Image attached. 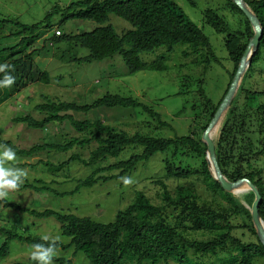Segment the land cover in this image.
<instances>
[{
  "label": "trees",
  "instance_id": "trees-1",
  "mask_svg": "<svg viewBox=\"0 0 264 264\" xmlns=\"http://www.w3.org/2000/svg\"><path fill=\"white\" fill-rule=\"evenodd\" d=\"M246 2L264 27V0H246ZM225 9L239 16L236 28L232 29L226 16L213 6H207L203 10V21L215 32L225 34L224 45L234 69L230 72V81L224 95L218 102H214L202 87L199 89L205 111L209 112L210 117L207 124L194 129L191 134L174 137L139 132L128 134L115 129L113 125L101 119H79L76 116V113H89L103 108L141 109L155 118L161 126H171L163 119L159 111L139 98L106 92L91 102L83 103L47 98L45 102L35 106L39 113H43L42 118L32 114L14 118L15 122L25 123L29 128L34 129H43L54 121H67L76 131L86 133L88 136L72 137L60 143H39L29 149L20 148L11 140L0 138V144L12 147L19 156H33L40 151L50 149L69 151L76 146L85 147L96 142L97 146L91 150L89 159H83L79 154H72L68 160L57 165L45 162L46 165L57 170L75 160L81 161L86 166L95 167L88 177L80 179L74 191L67 193L74 194L83 186L91 187L100 180L130 177L139 164L149 161L157 154L165 155L166 176L189 179L188 183L178 184L174 190H171L164 180L158 179L157 182L162 187L160 204L154 203L145 192L138 191L134 201L125 209L119 210L115 219L110 222H100L89 216L51 208L38 210L9 199L0 200V205L29 212L36 218H54L60 223L61 234L70 238L67 243L60 240L57 249L73 248L74 255L82 252L90 264H159L170 260L178 264H204L191 259V250L201 255H217L221 251H227L232 258L224 260L223 263L255 264L256 259L263 258L264 244L258 237L256 241H245L233 232L236 225L232 217L246 214L251 219L250 209L232 192L225 191L214 178L206 158L207 145L201 139L227 93L241 58L255 33L251 22L233 0H226ZM58 13H62V23L74 19L94 20L98 23V26L89 31L61 32L60 35L55 34L52 37L54 43H75L88 48L90 54L78 58L79 62L104 60L120 54L128 73L140 70L163 71L169 68L167 53L158 55L151 62L144 61L141 57L142 53L152 52L162 47H166V50L170 52L176 45L184 44L191 51L184 50L183 55L189 56L191 53L199 55L201 57L199 64L206 67L212 62L221 63L209 36L189 17L177 0H72L64 8L59 4L55 5L44 19L33 24L23 23L15 17L0 16V40L19 37L16 44L0 48V64H8L10 67L6 69V72L15 77L14 84L6 88L9 89L8 93L4 87H0V104L13 93L19 92L30 84L51 82L50 72L41 69L34 59L37 53L46 49V44L37 49H31V47L35 41L53 28L52 19ZM110 14L127 20L132 28L119 34L114 26L108 23ZM7 25L17 30L8 33ZM263 50L264 34L247 73L261 60ZM4 75L5 72H0V79H3ZM246 77L247 74L222 121L221 135L216 143V155L224 175L229 180L237 181L246 177L260 189L263 196L260 213L264 219V166L255 165L258 157L264 153V100H261L264 89L259 91L246 88L244 86ZM242 95L246 100V108L249 107L248 109L255 111L254 115L258 121V143L246 135V123L250 112L239 105ZM129 148L137 150L128 157H121ZM184 148H188L201 157L199 169L192 170L176 163V158ZM112 157L118 160L104 164ZM113 170H118V173L104 174ZM193 176L198 177L205 191L212 194L214 198L221 196L229 204L225 205L217 199L203 201L196 185L190 180ZM21 187L52 190L60 195L67 194L56 191L46 183L41 187L23 183ZM168 208L178 211L173 223L166 212ZM246 226H249L256 234L252 222ZM190 230L207 231L214 236L210 240L190 239L188 237ZM0 232L5 235L0 245V258L10 254L11 244L15 241L31 245L43 242L40 235H22L12 228L0 227ZM54 261L56 264L72 263L71 259L64 256L55 257ZM17 264H36V262L30 258L28 262Z\"/></svg>",
  "mask_w": 264,
  "mask_h": 264
},
{
  "label": "rangeland",
  "instance_id": "rangeland-1",
  "mask_svg": "<svg viewBox=\"0 0 264 264\" xmlns=\"http://www.w3.org/2000/svg\"><path fill=\"white\" fill-rule=\"evenodd\" d=\"M71 1L0 0V16L15 17L23 23L33 24L44 19L55 5L59 4L64 8ZM177 2L209 36L221 63L212 62L206 67L199 64L201 59L199 55L193 53L189 56L183 55L184 50L191 51L184 44L176 45L174 50L170 52L166 50V47H162L152 52L142 53V59L147 62L155 60L162 53H167L169 55L167 61L169 68L163 71L140 70L135 73H128L120 54L104 60L79 62L78 58L90 54L88 48L75 43H54L52 37L56 34L57 29H60L62 33H79L92 30L98 26V23L94 20L84 19H74L62 23V13L55 14L52 19L53 28L47 31L42 38L35 41L31 47V49H37L43 46L44 43L46 44L48 51L45 52V49L39 52L42 54L37 53L38 58L35 61L39 66L43 67V70L50 72L51 82L49 84L43 82L30 84L19 92L13 93L0 104V138L11 140L20 148L29 149L39 143H60L72 137L88 136L86 133L76 131L67 121H54L43 129H34L29 128L25 123L15 122L14 118L25 114H32L37 118H42L43 113H39L35 106L45 102L47 98L83 103L91 102L106 92L139 98L159 111L163 119L168 121L171 126H161L155 118L141 109L103 108L89 113H76V116L79 119H101L113 125L115 129L128 134L139 132L163 137L191 134L194 129L207 124L210 115L209 112L205 111L204 101L199 89L202 87L214 102H218L224 95L230 81V72L233 71L234 66L232 61L228 59V52L224 45L225 34L215 32L209 25L204 23L203 10L207 6L219 9V12L228 19L232 29L237 27L239 16L225 9L226 0H177ZM108 23L112 24L119 34L132 28L130 22L115 14H110ZM16 30L13 26H6L8 33ZM18 41L19 38L16 37L14 39H5L0 42V48L12 46ZM247 72L248 69L245 72L247 77L244 81V86L254 90H263L264 50L262 51L261 60L253 66L249 73ZM6 88L8 87H4L8 93L9 89ZM261 100H264V96L261 97ZM245 103L246 100L242 95L239 99V105L246 108ZM248 108L246 110L250 112V116L246 123V135H249L255 143H258V121L254 115L255 111ZM221 126L222 122L212 133L215 144L221 135ZM201 139L204 142L203 134ZM245 144L248 147L247 141H245ZM242 145L244 144L242 143ZM96 146L97 143L92 142L85 147L76 146L69 151L50 149L40 151L33 156H19L16 154L17 160L11 162V165L28 169L29 174L24 183H31L38 187L46 183L60 193H67L74 191L80 179L88 177L95 167L86 166L81 161L75 160L57 170L50 165H46L45 162L48 161L57 165L68 160L72 154H79L83 159H89L91 150ZM136 150L135 148L126 149L121 157H128ZM164 157V154H157L149 161L139 164L130 175L134 183L129 186H125L121 179L100 180L91 187L83 186L78 192L65 195L56 194L52 190H35L33 188L20 187L18 190L10 192L7 199L38 210L51 208L72 212L80 216H89L100 222H110L115 219L119 210L125 209L134 201L138 191L145 192L154 203L160 204L162 201V187L157 182L158 179L164 180L171 190H174L178 184L189 182V179H176L166 176ZM117 160L118 158L112 157L105 161L104 164L113 163ZM176 163L192 170L199 169L201 167V157L188 148H184L176 158ZM255 165L257 167L264 166V153L258 157ZM111 173H118V170L104 172L107 175ZM197 178V176H193L190 180L196 185L203 201L217 199L225 205L229 204L221 196L214 198L212 194L205 191L204 185ZM246 188L244 186L232 193L250 209L251 214L255 194L251 189ZM166 212L173 223L174 216L178 211L168 208ZM232 220L236 225L233 232L237 236L245 241L257 240V233L254 234L249 226H246L250 225L251 222L254 225L252 214L251 219L246 214H240L233 216ZM0 227L12 228L15 232L22 235L59 236L61 241L66 243L70 241V238L61 234L60 223L54 218H36L29 212L2 205H0ZM213 236V233L207 231H188L190 239L210 240ZM4 239L5 235L0 232V245ZM31 246V244L26 242H13L10 254L0 258V264L28 262L32 250ZM73 251V248H68L67 250L57 249L58 254L56 257L64 256L69 258L72 260L71 264H90L82 252L74 255ZM190 257L193 261L204 264H234L230 262L223 263L224 260L232 258L227 251H221L217 255H201L191 250ZM53 264H56V262L54 261ZM159 264L178 263L170 260ZM255 264H264V257L256 259Z\"/></svg>",
  "mask_w": 264,
  "mask_h": 264
},
{
  "label": "water",
  "instance_id": "water-1",
  "mask_svg": "<svg viewBox=\"0 0 264 264\" xmlns=\"http://www.w3.org/2000/svg\"><path fill=\"white\" fill-rule=\"evenodd\" d=\"M245 13L249 21L251 22L254 29V36L249 42L235 73V76L229 86L227 93L225 94L222 102L220 103L216 113L211 119L208 127L203 133V140L207 145V161L209 169L212 172L214 178L221 184L222 188L228 192L237 191V189L246 184V189H251L255 194V200L252 205L251 214L253 223L256 229V233L260 241L264 244V219L260 213V206L263 201V196L260 189L249 179L241 178L237 181L229 180L223 173L216 155V144L212 137L213 131L218 127V125L223 121L225 114L227 113L237 91L245 75V72L252 64V59L255 53L260 47L261 38L264 34V27L256 15V13L251 9L246 0H233Z\"/></svg>",
  "mask_w": 264,
  "mask_h": 264
},
{
  "label": "clouds",
  "instance_id": "clouds-1",
  "mask_svg": "<svg viewBox=\"0 0 264 264\" xmlns=\"http://www.w3.org/2000/svg\"><path fill=\"white\" fill-rule=\"evenodd\" d=\"M10 66L8 64H0V72H5L3 79H0V87H10L15 82V77L6 72ZM17 160L16 152L12 147L0 144V200L7 199L9 193L18 190L28 177V169L15 167L11 162ZM125 186L134 183L132 177H120ZM43 242L33 244L30 258L36 264H53L54 258L57 256V245L60 241L59 236L50 237L43 235Z\"/></svg>",
  "mask_w": 264,
  "mask_h": 264
},
{
  "label": "crops",
  "instance_id": "crops-1",
  "mask_svg": "<svg viewBox=\"0 0 264 264\" xmlns=\"http://www.w3.org/2000/svg\"><path fill=\"white\" fill-rule=\"evenodd\" d=\"M15 38V37H14ZM14 38H12V39H14ZM16 38H19V37H16ZM3 40H5V39H2V41ZM1 40H0V42H2ZM48 51V49H46V51L45 52H47ZM39 54H42V53H39ZM37 58H38V56H37V54L35 55V60H37ZM38 64V63H37ZM40 68L42 69L43 67H41L40 66Z\"/></svg>",
  "mask_w": 264,
  "mask_h": 264
},
{
  "label": "built area",
  "instance_id": "built-area-1",
  "mask_svg": "<svg viewBox=\"0 0 264 264\" xmlns=\"http://www.w3.org/2000/svg\"><path fill=\"white\" fill-rule=\"evenodd\" d=\"M61 32H62V31H61L60 29H57L55 33H56L57 35H60Z\"/></svg>",
  "mask_w": 264,
  "mask_h": 264
},
{
  "label": "bare ground",
  "instance_id": "bare-ground-1",
  "mask_svg": "<svg viewBox=\"0 0 264 264\" xmlns=\"http://www.w3.org/2000/svg\"><path fill=\"white\" fill-rule=\"evenodd\" d=\"M244 186H246V184H243V185H242V186H240L239 188H242V187H244ZM239 188H238V189H239ZM238 189H237V190H238Z\"/></svg>",
  "mask_w": 264,
  "mask_h": 264
}]
</instances>
